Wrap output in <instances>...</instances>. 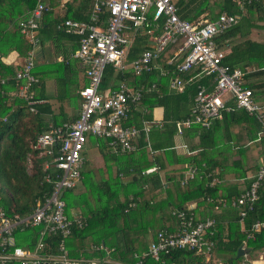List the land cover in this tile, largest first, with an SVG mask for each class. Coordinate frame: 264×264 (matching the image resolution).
<instances>
[{
  "label": "trees",
  "instance_id": "1",
  "mask_svg": "<svg viewBox=\"0 0 264 264\" xmlns=\"http://www.w3.org/2000/svg\"><path fill=\"white\" fill-rule=\"evenodd\" d=\"M44 1L53 8L43 15L41 28L45 34L54 31L67 36L72 44H79V37L65 29L63 24L66 20L89 22L97 0H69L64 5L62 0ZM36 4L37 0H0V76L8 80L5 85H0V207L9 217L24 216L33 211L45 190L50 189L49 185L42 184L41 170L51 156L39 158V151L35 148L37 138L51 124L63 122L62 114L52 111L51 100L57 99L62 104L65 99L77 96V81L66 80L67 72L73 71L72 62L67 60L34 67L33 75L39 82L29 93H33L36 101H48L35 105V112L30 111L24 98L13 95L23 81L16 79L14 67L4 58L13 50L22 55L30 50L31 43L21 34L19 22L29 17ZM175 4L180 17L189 21L205 13L211 20L223 12L237 17V23L216 41L223 47L229 46L224 59L226 65L257 70L246 78V86L253 89L256 97L264 88V42L250 37L255 30L264 29L260 24L264 22V0H253L244 11L234 0H175ZM60 5L65 7L62 17L56 12ZM107 17L108 13L104 12L102 18ZM159 32L157 29L156 33ZM149 38L152 36L143 33L135 36L129 50V63L150 48ZM163 67L170 71L175 68L165 64ZM48 71H53L56 76L66 75L62 79L56 77L60 81L54 95L43 84ZM173 76H162L159 70H155L134 77L130 69L119 72L112 66L106 67L103 89L116 87L124 79L138 86L158 83L157 91L146 92L124 124L139 128L146 123L152 124L155 108L162 107L163 129L154 127L150 141L149 136L142 135L138 152L136 149L115 153L107 140L97 138L100 156L94 168L85 154L83 179L77 188L66 192L69 193L67 199L65 195L68 215L76 213L85 222L83 227H75L66 239L72 257L102 258L104 253L94 247L105 245L114 248L113 259L136 264L140 259L135 255L145 253L158 233L178 228L175 212L192 204L197 220L211 218L216 221L215 234L211 237L214 243L212 264L219 259L222 264H241L243 257H237L240 248L248 251L249 261L264 256V228L259 231L253 228L257 221H264V182L258 191L260 198L252 210L233 205L250 188L264 156L262 124L245 109L234 107L223 112L222 119L216 120L208 129L198 126L186 129L191 148L187 149V156L179 154L173 140L177 122L185 118L183 110L193 102L198 85L208 84L209 80L202 78L189 84L184 92L175 93L169 91ZM196 136L198 141H195ZM89 138L91 135L87 145ZM30 163L31 172L28 170ZM168 165H188L186 170L191 166L199 171L194 179L183 185L181 172L162 176L160 172ZM152 167H160L161 171L144 174ZM214 179L218 181L213 184ZM241 211H246L244 218L240 216ZM38 231L36 228L16 231V245L34 246ZM205 259L204 255L186 250L163 256L164 264H209ZM145 264L155 263L148 258Z\"/></svg>",
  "mask_w": 264,
  "mask_h": 264
},
{
  "label": "built area",
  "instance_id": "2",
  "mask_svg": "<svg viewBox=\"0 0 264 264\" xmlns=\"http://www.w3.org/2000/svg\"><path fill=\"white\" fill-rule=\"evenodd\" d=\"M241 11L253 0H234ZM53 9L43 0H37L36 7L29 17L19 22L20 32L31 43L24 55L22 65L16 71V79L23 81L15 97L24 98L35 112L34 99L29 90L39 80L33 75L41 45L40 30L43 15ZM108 13L106 19L102 18ZM152 12V13H151ZM151 16V17H150ZM237 23V17L223 12L215 20L201 15L194 21L182 19L178 14L175 0H97L89 22L66 20L63 27L79 37V47L73 53L84 68L87 84L79 90L82 100L77 118L73 122L51 124L49 129L37 138L35 148L39 158L50 157L42 165L43 197L36 202L30 213L13 217L0 207V264H129L113 259L114 248L105 245L94 247L102 251V258L72 257L67 249L66 239L75 227H83L84 219L76 213L68 215L66 192L77 188L83 179L88 136L108 141L113 152L134 151L142 135L147 138L153 124L146 123L141 128L124 124L129 114L142 100L146 92L157 91L158 83L132 85L126 79L116 87L102 88L107 66L119 72L132 70L134 77L159 70L162 76L172 74V91L182 93L186 87L202 78L208 84L198 85L189 114L177 122V133L182 136L186 129L198 126L210 128L216 120H221L223 112L234 107L245 109L254 115L263 127L264 104L255 100L253 89L246 86V78L256 69L232 68L224 63L229 46H221L216 38ZM160 29L157 34L156 30ZM139 33L152 36L150 48L132 63L128 62L129 49ZM175 66L174 70L163 67ZM184 77H189L183 79ZM0 76V85L7 83ZM150 148V147H149ZM29 172L32 170L30 163ZM159 171V167L147 169L144 174ZM197 167L189 166L181 183L186 185L198 174ZM214 179V182H217ZM264 182V156L260 160L257 174L250 188L244 192L234 206H246L252 210L259 200V189ZM195 205L175 212L178 228L175 231H161L149 249L138 256L136 264H145L152 259L155 264H164L163 256L174 251L186 250L206 257H212L215 219L197 220ZM241 218L246 211L240 212ZM38 229V240L34 246H19L14 233L27 229ZM255 231L264 228V221H257ZM244 249V248H243ZM248 256H243L241 264H248ZM175 264V263H172Z\"/></svg>",
  "mask_w": 264,
  "mask_h": 264
},
{
  "label": "crops",
  "instance_id": "3",
  "mask_svg": "<svg viewBox=\"0 0 264 264\" xmlns=\"http://www.w3.org/2000/svg\"><path fill=\"white\" fill-rule=\"evenodd\" d=\"M67 1H69V0H62V2H63L62 4L64 5L65 2H67ZM44 2L46 3V1H44ZM64 10H65V7H62V5H60V7L58 9H56V12L58 14H60L62 17V15L64 14ZM40 38H41V45H40L37 60H36V66H39V67L42 66V65L40 66L38 64L54 65L53 63L63 62L66 60L71 61L73 64V68H72L73 71H68L67 76L65 75V73L63 75L66 76V80L70 79L72 81L73 79H75L77 81V83H78V88L76 91L77 96H75L74 98L65 99L64 102L58 107L57 110H56L57 107H55V105H53V100H51V102H50L51 106H52V111H54V113H56V114H62L63 122H73L77 118L79 111H80V108H81L82 100H81L78 92H79L80 88L87 83V79L84 75L83 66L78 62L77 59L73 58V56H72L73 53L78 49L79 44H72L67 36L58 35L54 31H50V32L45 34V32L43 31V28H41V30H40ZM149 39L147 41H148V44L150 46V44L153 41H152V38H149ZM133 42H134V40H133ZM132 46H133V43H132L131 47ZM131 47H130V49H131ZM24 55L19 54L17 51L13 50L7 56H5L4 61L8 64L9 63L12 64L15 71H17L20 68V65H22V63L24 61ZM137 58H138V56H137ZM48 73H47L48 75L44 79L43 84L47 88V91L54 95L58 90L57 87H58V80L59 79L57 80L56 77L62 79L63 75L61 73V75L56 76V74L53 71H48ZM168 84H169V82H168ZM171 90H172V87L170 84L169 91H171ZM259 97L260 96L257 95L255 97V100L257 101ZM46 102H48V101L41 100L39 105L45 104ZM72 104H75V109L74 110H71V109L68 110L69 107L72 106ZM192 104H193V102H191V104L183 110V115L185 114L184 115L185 117L189 114L190 109L192 107ZM260 104H264V100H263V102H260ZM141 108L142 107H139L138 109L141 110ZM163 118H164V109L162 107L155 108L154 118H153L154 121L151 122L153 124V126H152L151 132L149 134V141L151 139V133H152L154 127L157 129H163L162 128ZM134 125H136V124H134ZM198 139H199V137L196 136L195 141H198ZM173 140H174L177 152L179 154L187 156L186 155L188 153L187 149L190 150V148H191V138L189 137V134L185 135V132H184V134L182 136H180V135H178V133H176ZM140 142L141 141L138 140V143H140ZM97 147L99 150L100 146L97 145ZM139 150L140 149L138 147L137 152ZM185 166L187 167L188 165H185ZM185 166L168 165L166 170L163 172H160V173L162 174V176L165 175L166 173H170V172H181V174L183 175L185 170H186ZM159 169H160V167H159ZM84 171H85V167L83 169V173H84ZM160 171H161V169H160ZM247 260L249 261V259H247ZM210 263L211 264L214 263L212 258H211V261L209 262V264ZM215 263L216 264H222V261H221V259H219V260H216ZM249 264H264V256L262 255L257 260L249 261Z\"/></svg>",
  "mask_w": 264,
  "mask_h": 264
},
{
  "label": "rangeland",
  "instance_id": "4",
  "mask_svg": "<svg viewBox=\"0 0 264 264\" xmlns=\"http://www.w3.org/2000/svg\"><path fill=\"white\" fill-rule=\"evenodd\" d=\"M152 13V12H151ZM203 15H207V18L210 19L209 17V14L208 13H205ZM261 25H264V22L260 23ZM252 39L256 40V41H259V42H264V29H257L255 30L251 37ZM59 89V87H57ZM260 97L258 98L257 102H263L264 100V88L260 89L259 91V94H258ZM74 98V97H73ZM53 105H55L56 110L58 109V107L61 105V102L58 101L57 99L53 100ZM70 106V105H69ZM74 110L75 109V104H72V106L69 107L68 110ZM97 138L96 137H92L89 138V143L87 145V153H86V157L88 159H90L91 161V167H96L97 166V163L99 162L98 159H99V156H100V152L98 150V142L96 140ZM67 195V194H66ZM69 196V193L68 195L66 196V199L68 198Z\"/></svg>",
  "mask_w": 264,
  "mask_h": 264
},
{
  "label": "water",
  "instance_id": "5",
  "mask_svg": "<svg viewBox=\"0 0 264 264\" xmlns=\"http://www.w3.org/2000/svg\"><path fill=\"white\" fill-rule=\"evenodd\" d=\"M248 254V251L246 249L240 248L237 254V257H243Z\"/></svg>",
  "mask_w": 264,
  "mask_h": 264
},
{
  "label": "clouds",
  "instance_id": "6",
  "mask_svg": "<svg viewBox=\"0 0 264 264\" xmlns=\"http://www.w3.org/2000/svg\"><path fill=\"white\" fill-rule=\"evenodd\" d=\"M47 4V3H46ZM52 8V7H51ZM53 9V8H52ZM26 54V53H25Z\"/></svg>",
  "mask_w": 264,
  "mask_h": 264
}]
</instances>
